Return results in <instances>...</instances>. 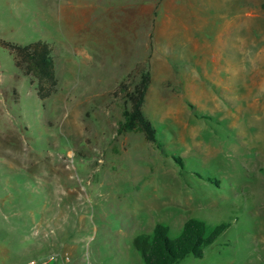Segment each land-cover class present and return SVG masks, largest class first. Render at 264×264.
I'll use <instances>...</instances> for the list:
<instances>
[{"label":"rangeland","instance_id":"1","mask_svg":"<svg viewBox=\"0 0 264 264\" xmlns=\"http://www.w3.org/2000/svg\"><path fill=\"white\" fill-rule=\"evenodd\" d=\"M122 4L93 24L60 0H0V39L49 43L58 81L41 100L0 45V264H144L133 239L157 222L176 237L190 217L227 227L177 264H264V8L243 16L214 71L190 52L187 11L170 34L175 0ZM145 72L154 143L118 132Z\"/></svg>","mask_w":264,"mask_h":264},{"label":"trees","instance_id":"2","mask_svg":"<svg viewBox=\"0 0 264 264\" xmlns=\"http://www.w3.org/2000/svg\"><path fill=\"white\" fill-rule=\"evenodd\" d=\"M0 45L9 50L16 66L31 82H35L41 100H46L56 91L58 81L49 43L39 40L22 45L0 39ZM150 81L149 72L141 74L128 95L131 108L124 111V120L119 124L118 132L139 130L147 141L154 143V127L142 110ZM226 227L225 223H220L209 228L204 220L190 217L183 223L180 233L171 237L168 225L157 222L150 234L137 235L133 245L144 264H177L188 255L202 257L205 247L213 243Z\"/></svg>","mask_w":264,"mask_h":264},{"label":"crops","instance_id":"3","mask_svg":"<svg viewBox=\"0 0 264 264\" xmlns=\"http://www.w3.org/2000/svg\"><path fill=\"white\" fill-rule=\"evenodd\" d=\"M64 7L73 6L75 9L89 8L90 15H94L93 24L97 23H113V17L109 15L99 16L97 11L102 12L101 9L113 7L115 2L119 6H124V0H60ZM145 6L146 0H140ZM114 8V7H113ZM229 9V19H225V10ZM264 8V0H175V11L171 17L168 18V23L173 25L170 27L169 32L172 35L176 29V22L174 21L175 13L180 11H187V21L183 23V30L187 45L190 52H204L208 57L207 61L201 62L205 65L207 62H212L214 71L227 70V61L225 60V53L227 49L232 52L229 47L231 39H235V33L240 31L243 16L256 15L257 11ZM102 14V13H101ZM104 14V11H103ZM100 17V18H99ZM115 17V16H114ZM120 23H124V17L117 16ZM128 22V21H127ZM215 24H219L216 28ZM215 31L214 37H209L207 40L198 38L202 32L210 33ZM233 53L235 51L233 50ZM230 63V62H229ZM230 65V64H229Z\"/></svg>","mask_w":264,"mask_h":264},{"label":"built area","instance_id":"4","mask_svg":"<svg viewBox=\"0 0 264 264\" xmlns=\"http://www.w3.org/2000/svg\"><path fill=\"white\" fill-rule=\"evenodd\" d=\"M27 264H74L68 254H50L39 258H33Z\"/></svg>","mask_w":264,"mask_h":264}]
</instances>
